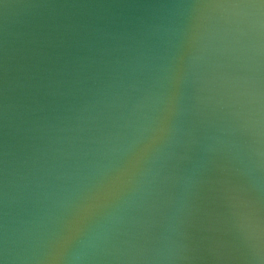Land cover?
<instances>
[{
  "label": "water",
  "instance_id": "obj_1",
  "mask_svg": "<svg viewBox=\"0 0 264 264\" xmlns=\"http://www.w3.org/2000/svg\"><path fill=\"white\" fill-rule=\"evenodd\" d=\"M0 264H264V0H0Z\"/></svg>",
  "mask_w": 264,
  "mask_h": 264
}]
</instances>
